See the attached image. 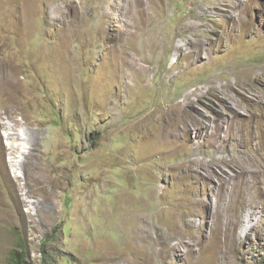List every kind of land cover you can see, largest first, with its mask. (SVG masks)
<instances>
[{
  "label": "rangeland",
  "instance_id": "374dc122",
  "mask_svg": "<svg viewBox=\"0 0 264 264\" xmlns=\"http://www.w3.org/2000/svg\"><path fill=\"white\" fill-rule=\"evenodd\" d=\"M14 253L264 264V0H0V264Z\"/></svg>",
  "mask_w": 264,
  "mask_h": 264
},
{
  "label": "bare ground",
  "instance_id": "6f19581e",
  "mask_svg": "<svg viewBox=\"0 0 264 264\" xmlns=\"http://www.w3.org/2000/svg\"><path fill=\"white\" fill-rule=\"evenodd\" d=\"M212 88V87H211ZM211 90V89H210ZM16 129H14L13 128V126L11 127H9V128H7V131H6V134H5V138H6V145L7 146H9L11 143H10V139L8 138V136L9 135H11L12 134V132L11 131H15ZM17 132V131H16ZM18 133V132H17ZM20 134V136L22 135L21 133H19ZM14 136H16L20 141H25V139H20V136L19 135H15V134H13ZM17 146L18 147H20V150L17 152V157H15V159H11L10 158V161H12L13 163L11 164V166H12V171H13V173L17 176L18 174H19V169L21 170V168H19V167H21L20 166V159H21V157H23V154L26 152V151H28V150H26L27 149V146L24 144V143H20V144H17Z\"/></svg>",
  "mask_w": 264,
  "mask_h": 264
},
{
  "label": "trees",
  "instance_id": "16d2710c",
  "mask_svg": "<svg viewBox=\"0 0 264 264\" xmlns=\"http://www.w3.org/2000/svg\"><path fill=\"white\" fill-rule=\"evenodd\" d=\"M14 261L15 264H27L24 259V255L20 253H14Z\"/></svg>",
  "mask_w": 264,
  "mask_h": 264
}]
</instances>
